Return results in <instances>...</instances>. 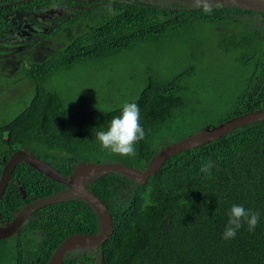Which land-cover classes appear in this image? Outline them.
<instances>
[{"label":"trees","instance_id":"1","mask_svg":"<svg viewBox=\"0 0 264 264\" xmlns=\"http://www.w3.org/2000/svg\"><path fill=\"white\" fill-rule=\"evenodd\" d=\"M1 9L23 7L37 10L58 5L61 0H0L12 2ZM16 1V2H15ZM74 2L76 0H65ZM92 2V1H91ZM87 12L92 27L66 41L56 50H43L34 59L27 53L0 55V76L12 75L32 81V93L20 98L15 115L0 122V173L5 160L16 149H24L52 165L67 178L80 160L116 161L143 169L166 144L155 145V130L171 121L184 104L181 83L192 71L186 68L163 81L149 76L137 98L140 124L146 136L135 147V157L102 150L95 133L106 129L123 105L112 108L72 109L47 85L46 79L58 67L79 60L104 56L169 29L206 22H223L224 48L240 49L241 60L250 72L232 107L207 125L264 106V30L253 31L255 14L264 12L231 4L161 6L147 0H96ZM74 19V18H73ZM9 18L0 14V36ZM239 21V29L232 27ZM249 24H247V23ZM44 36H51L47 33ZM43 43V42H42ZM37 44L36 41L29 43ZM44 46V45H43ZM1 48V47H0ZM55 49V48H53ZM59 51L54 55V52ZM18 63V66L15 65ZM202 130V131H204ZM211 160L210 174L200 171ZM108 208L112 233L100 244L101 264H264V119L237 126L226 134L170 155L145 182H136L118 172L98 174L86 182ZM65 183L44 175L21 161L14 167L0 198V222L9 221L27 202L48 196ZM242 204L260 212L254 232L241 227L234 239L224 240L227 212ZM99 230L95 210L84 200L67 198L33 211L9 237L0 238V264H47L60 241L72 233ZM65 252L62 264H92L95 253Z\"/></svg>","mask_w":264,"mask_h":264},{"label":"rangeland","instance_id":"2","mask_svg":"<svg viewBox=\"0 0 264 264\" xmlns=\"http://www.w3.org/2000/svg\"><path fill=\"white\" fill-rule=\"evenodd\" d=\"M148 1L161 6H172L173 3L179 4L178 7L197 5L195 0ZM223 1L209 0L211 7L231 5ZM253 17L258 19V15ZM222 26L223 22L217 26L203 21L169 29L160 36H149L110 54L79 60L69 67H58L49 74L46 82L61 94L68 108L107 109L137 98L149 76L167 81L192 67L181 83L182 108L153 134V141L159 146L216 123L231 109L244 86L250 72L239 60L243 52L240 49L230 52L224 48ZM235 26L239 29L240 22L234 21L231 28ZM67 40L69 38L59 35L50 42L56 50ZM6 59L5 56L0 58V62ZM15 75L0 76V122L13 117L22 106L20 98L33 92L32 81H21Z\"/></svg>","mask_w":264,"mask_h":264},{"label":"water","instance_id":"3","mask_svg":"<svg viewBox=\"0 0 264 264\" xmlns=\"http://www.w3.org/2000/svg\"><path fill=\"white\" fill-rule=\"evenodd\" d=\"M223 2L264 11V0H224ZM262 119H264V106L230 117L204 131L175 140L155 152L143 169H138L116 161L98 162L80 160L73 165L68 177L64 178L46 161L34 154L28 153L22 148L16 149L5 160L0 173V198L2 197L14 167L21 161L27 162L30 166L42 172L44 175L65 183V187L48 196L31 200L20 207L9 221L0 225V238L9 237L16 232L33 211L44 205L52 204L67 198L82 199L95 210L99 220V230L95 233H72L63 238L56 246L47 262V264H62L66 251L77 247L93 249L107 240L112 233V218L110 212L103 201L87 187L86 182L88 179L94 178L98 174L118 172L129 176L136 182H145L150 175L157 172L170 155L214 140L237 126ZM101 262L102 254L99 253L93 264H101ZM80 264L86 263L80 261Z\"/></svg>","mask_w":264,"mask_h":264},{"label":"flooded vegetation","instance_id":"4","mask_svg":"<svg viewBox=\"0 0 264 264\" xmlns=\"http://www.w3.org/2000/svg\"><path fill=\"white\" fill-rule=\"evenodd\" d=\"M91 1L96 0H76L74 2L61 0L58 5L41 7L37 10H29L23 7L1 9L4 5H9L13 1L0 2V14L10 20L8 27L2 30L6 31L0 36V55L21 52L30 56L33 54L35 59L41 55L43 50H54L55 47L51 45L50 40L55 39L57 36L62 35L69 39L81 36V33L84 34L89 31L93 24L86 15L94 6ZM255 15H258V19H255L256 21L252 25L253 31H257V24H259L261 30H264L263 15ZM46 33L51 36H44ZM32 40L36 41L37 44L30 46L29 43ZM15 65L18 66V63ZM5 222H0V225L5 224ZM76 249L78 250L76 255L89 254L92 251L87 248Z\"/></svg>","mask_w":264,"mask_h":264},{"label":"clouds","instance_id":"5","mask_svg":"<svg viewBox=\"0 0 264 264\" xmlns=\"http://www.w3.org/2000/svg\"><path fill=\"white\" fill-rule=\"evenodd\" d=\"M195 2L203 5L205 13L211 14L212 7L209 0H195ZM145 136V129L140 124V108L136 103H125L120 114L113 116L109 121L107 128L95 133L96 140L102 150L128 157H135L137 155L135 145L143 140ZM212 167L213 162L208 160L201 165L200 171L210 174ZM227 216V224L222 233L224 240L234 239L238 230L245 225L249 232H254L260 221L259 211L245 208L242 204H232L227 212ZM97 248L90 249L92 250L91 252L95 253V259L99 253L102 254Z\"/></svg>","mask_w":264,"mask_h":264}]
</instances>
